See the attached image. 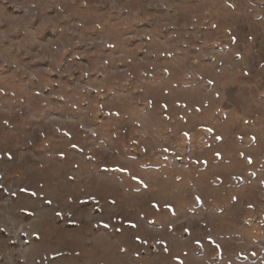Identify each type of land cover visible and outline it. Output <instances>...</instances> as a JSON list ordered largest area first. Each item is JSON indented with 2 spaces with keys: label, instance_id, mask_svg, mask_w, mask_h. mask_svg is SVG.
I'll use <instances>...</instances> for the list:
<instances>
[{
  "label": "rangeland",
  "instance_id": "374dc122",
  "mask_svg": "<svg viewBox=\"0 0 264 264\" xmlns=\"http://www.w3.org/2000/svg\"><path fill=\"white\" fill-rule=\"evenodd\" d=\"M0 264H264V0H0Z\"/></svg>",
  "mask_w": 264,
  "mask_h": 264
}]
</instances>
